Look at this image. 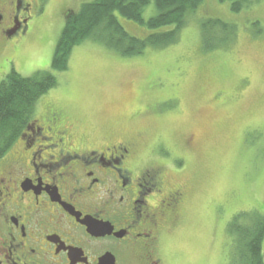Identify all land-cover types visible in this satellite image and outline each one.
Wrapping results in <instances>:
<instances>
[{"label":"rangeland","instance_id":"obj_1","mask_svg":"<svg viewBox=\"0 0 264 264\" xmlns=\"http://www.w3.org/2000/svg\"><path fill=\"white\" fill-rule=\"evenodd\" d=\"M91 1H41L27 27L0 44L5 75L12 67L23 77L52 73L56 85L37 100L32 118L52 105L96 145L137 137V160L174 171L169 176L187 197L161 242L165 264H230L228 223L240 212L264 216V0H242L238 11V0H203L177 43L139 55L88 38L72 49L65 70H53L67 14ZM153 13V4L145 7L144 19ZM116 15L138 38L172 28L149 30ZM206 18L234 24L235 39L204 50Z\"/></svg>","mask_w":264,"mask_h":264},{"label":"flooded vegetation","instance_id":"obj_2","mask_svg":"<svg viewBox=\"0 0 264 264\" xmlns=\"http://www.w3.org/2000/svg\"><path fill=\"white\" fill-rule=\"evenodd\" d=\"M41 1L0 0L1 45ZM8 70L0 65L1 76ZM53 107L31 117L0 159V264H165L161 242L187 187L167 166L137 160L139 138L96 145Z\"/></svg>","mask_w":264,"mask_h":264},{"label":"trees","instance_id":"obj_3","mask_svg":"<svg viewBox=\"0 0 264 264\" xmlns=\"http://www.w3.org/2000/svg\"><path fill=\"white\" fill-rule=\"evenodd\" d=\"M203 0H93L84 3L66 22L56 42L51 68H67L72 49L91 38L122 56L141 54L147 47H164L179 40L187 19L194 15ZM242 0L233 4L241 8ZM153 4L154 13L143 17L145 7ZM149 30L172 25L169 30L151 32L144 38L130 35L117 15ZM201 43L211 50L232 42L236 37L234 24L219 18L200 22ZM0 81V159L30 119L37 100L55 87L56 78L50 72L23 77L13 70ZM231 236L230 264H264V216L258 211L240 212L227 226Z\"/></svg>","mask_w":264,"mask_h":264},{"label":"water","instance_id":"obj_4","mask_svg":"<svg viewBox=\"0 0 264 264\" xmlns=\"http://www.w3.org/2000/svg\"><path fill=\"white\" fill-rule=\"evenodd\" d=\"M84 224L87 225V227H88V231H89L91 234H93V235H95V236H97V235H99V234H103L102 232L100 233V231H99V227L96 226L95 224L89 223L88 221H85Z\"/></svg>","mask_w":264,"mask_h":264}]
</instances>
